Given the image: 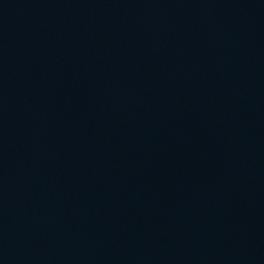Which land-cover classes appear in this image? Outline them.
<instances>
[{
	"label": "water",
	"instance_id": "95a60500",
	"mask_svg": "<svg viewBox=\"0 0 264 264\" xmlns=\"http://www.w3.org/2000/svg\"><path fill=\"white\" fill-rule=\"evenodd\" d=\"M0 264H264V0H0Z\"/></svg>",
	"mask_w": 264,
	"mask_h": 264
}]
</instances>
